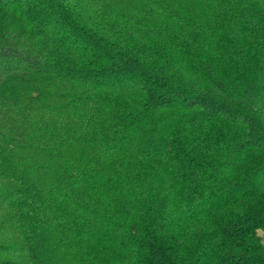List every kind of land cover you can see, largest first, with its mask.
<instances>
[{
  "label": "trees",
  "instance_id": "16d2710c",
  "mask_svg": "<svg viewBox=\"0 0 264 264\" xmlns=\"http://www.w3.org/2000/svg\"><path fill=\"white\" fill-rule=\"evenodd\" d=\"M264 0H0V264H264Z\"/></svg>",
  "mask_w": 264,
  "mask_h": 264
},
{
  "label": "rangeland",
  "instance_id": "374dc122",
  "mask_svg": "<svg viewBox=\"0 0 264 264\" xmlns=\"http://www.w3.org/2000/svg\"><path fill=\"white\" fill-rule=\"evenodd\" d=\"M258 235L262 238V242L264 243V234L262 232H258Z\"/></svg>",
  "mask_w": 264,
  "mask_h": 264
}]
</instances>
